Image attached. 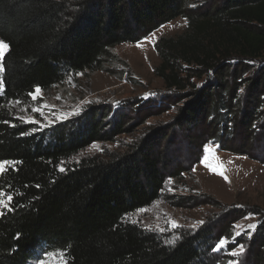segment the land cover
Returning <instances> with one entry per match:
<instances>
[{
	"label": "trees",
	"instance_id": "trees-1",
	"mask_svg": "<svg viewBox=\"0 0 264 264\" xmlns=\"http://www.w3.org/2000/svg\"><path fill=\"white\" fill-rule=\"evenodd\" d=\"M179 18L186 31L155 44L156 76L172 94L193 87L191 79L211 81L189 95L174 125L181 131L167 127L122 157L69 166L89 146L127 131L124 105L36 137L13 118L10 102L25 101L37 86L49 90L71 75L105 70L117 58L115 47ZM0 40L9 45L0 161L14 162L0 176V192L13 197L11 211L0 215V264H32L51 253H62L67 264H215L214 249L231 231L220 226L166 243L125 219L158 201L167 181L183 176V165L199 164L210 143L264 163V0H0ZM169 98L173 108L184 100ZM145 106L157 108L147 101L132 109L139 114ZM180 132L193 150L185 163L168 159ZM259 220L249 237L238 238L246 247L241 264H264Z\"/></svg>",
	"mask_w": 264,
	"mask_h": 264
},
{
	"label": "rangeland",
	"instance_id": "rangeland-1",
	"mask_svg": "<svg viewBox=\"0 0 264 264\" xmlns=\"http://www.w3.org/2000/svg\"><path fill=\"white\" fill-rule=\"evenodd\" d=\"M186 29L187 21L179 18L141 42L115 47L112 52L117 58L106 65L105 70L71 75L53 88L42 90L38 100L29 96L25 101L10 102L7 106L12 110L13 118L31 126L36 137L71 120L77 121L89 116L98 119L101 113L103 115L106 112L119 111L124 105L123 122L127 131L116 136L114 140L94 143L66 164L77 165L88 158L107 161L132 153L143 139L161 129L172 127L174 131H181L174 125L181 112L184 114L182 110L186 103H191L189 95L211 82L207 77L201 80L194 78L189 81L193 87L189 85V89L184 92L172 94L155 74V69L160 64L155 44L162 38L179 36ZM2 76L3 71H0V92ZM169 97L173 100H184L179 103L178 108H173V105L165 104L170 100ZM147 101L151 108H157L148 110L145 106L146 110L143 108L136 114L132 108H139ZM44 105L48 107L45 108ZM36 107L41 112L33 111ZM30 119L37 122H27ZM184 128L187 129V126ZM182 139L180 132L175 144L168 151V159L175 161L181 157L185 163L193 155L187 141ZM163 145L165 147L167 143L164 141ZM206 149L209 151L204 152L199 164L193 168L183 165L186 173L167 181L158 201L127 216L125 220L134 222L147 231L158 233L166 243H175L183 235L211 231L221 226L223 230L231 231L232 235L221 240L227 241L225 247H221L219 251L214 250L217 260L215 264H241L239 259L246 250L245 245L242 253L231 255L242 245L238 238L249 237L258 227L259 217L264 219V163L247 156L223 152L212 143ZM206 163L213 168L223 169L228 180L211 171L205 166ZM176 171L174 170L175 174ZM228 214L232 216L227 217ZM171 221H175L178 227H172ZM234 221L237 222L232 224ZM252 225L255 226L254 229L250 227ZM55 254L58 258L47 255L32 264H39L41 261L45 264H67L65 257L59 255L61 253Z\"/></svg>",
	"mask_w": 264,
	"mask_h": 264
},
{
	"label": "snow or ice",
	"instance_id": "snow-or-ice-1",
	"mask_svg": "<svg viewBox=\"0 0 264 264\" xmlns=\"http://www.w3.org/2000/svg\"><path fill=\"white\" fill-rule=\"evenodd\" d=\"M8 48H9V45L5 41L0 40V62L3 61L5 53L7 52ZM0 71H4V66L2 63H0ZM29 95L32 97L33 100H38L42 95V89L39 86H37L33 92L29 93ZM17 103H19V102H17ZM44 107L46 108V107H48V105H44ZM33 111L41 112V109L39 107H36L33 109ZM61 118H63V117H61ZM27 122L36 123L37 121L30 119ZM205 151L208 152L209 149H206ZM205 160L207 161V156H205ZM10 166H14V162L8 161V160L0 161V176H3L6 173V171L9 170ZM205 166L209 167L210 170L215 172L216 174L223 176L226 181L228 180V177L224 174L223 169L213 168L211 165H209L207 163L205 164ZM60 170L64 171L65 169L61 168ZM12 199H13V197L11 195L0 192V215H3V209H8L9 211H11V208L9 207V205L11 204ZM171 225L174 228L178 227V225L175 223V221H171ZM250 227L254 229L255 226L252 225ZM237 234L239 235V233H237ZM226 244H227V241H221L214 250L219 251L220 248L225 247ZM243 251H244V246L241 245L239 247V249L237 251H233L231 253V255L237 256L239 253H242ZM49 255L57 256V254H55V253H52ZM59 255H63V254L61 253ZM57 258H58V256H57ZM39 264H45V262L41 261V262H39Z\"/></svg>",
	"mask_w": 264,
	"mask_h": 264
}]
</instances>
